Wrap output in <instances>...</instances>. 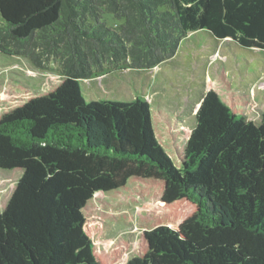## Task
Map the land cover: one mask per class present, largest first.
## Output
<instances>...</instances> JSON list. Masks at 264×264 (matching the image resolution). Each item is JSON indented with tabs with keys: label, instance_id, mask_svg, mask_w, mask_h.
I'll list each match as a JSON object with an SVG mask.
<instances>
[{
	"label": "trees",
	"instance_id": "16d2710c",
	"mask_svg": "<svg viewBox=\"0 0 264 264\" xmlns=\"http://www.w3.org/2000/svg\"><path fill=\"white\" fill-rule=\"evenodd\" d=\"M0 17V52L40 51L64 72L1 87L0 169L20 177L0 264H121L125 242L94 243L100 194L143 208L123 264H264V111L250 119L223 68L187 136L143 97L88 102L81 87L104 63L152 69L196 31L264 51V0H0Z\"/></svg>",
	"mask_w": 264,
	"mask_h": 264
},
{
	"label": "rangeland",
	"instance_id": "374dc122",
	"mask_svg": "<svg viewBox=\"0 0 264 264\" xmlns=\"http://www.w3.org/2000/svg\"><path fill=\"white\" fill-rule=\"evenodd\" d=\"M107 18L112 24L111 16ZM2 23L0 17V26ZM37 53L36 61H33L14 52H0V91L6 84L41 90L64 75L58 59L40 51ZM219 68L224 69L235 90L253 98L255 105L248 115L258 121L260 112L264 111V51L244 49L230 39L216 40L205 30L186 34L174 56L152 69L104 63L93 71L91 78L81 82V87L88 102H124L143 97L158 119L162 115L168 117L187 136L195 124L200 102L213 85ZM19 177L18 170L0 169V211L7 204ZM142 209L130 207L117 197L97 195L85 211L88 217L102 221L94 238L96 247L107 249L114 241L122 240L128 246L121 264L125 263L137 241L135 218Z\"/></svg>",
	"mask_w": 264,
	"mask_h": 264
}]
</instances>
